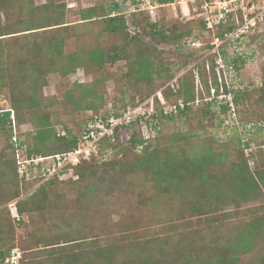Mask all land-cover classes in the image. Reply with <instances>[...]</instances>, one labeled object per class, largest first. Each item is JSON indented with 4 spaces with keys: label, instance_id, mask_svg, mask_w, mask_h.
I'll list each match as a JSON object with an SVG mask.
<instances>
[{
    "label": "trees",
    "instance_id": "16d2710c",
    "mask_svg": "<svg viewBox=\"0 0 264 264\" xmlns=\"http://www.w3.org/2000/svg\"><path fill=\"white\" fill-rule=\"evenodd\" d=\"M35 1L37 0H0V94L5 93L17 123H24L28 116L29 122L35 126L33 142L29 147L27 141L18 134L21 144H26L25 154L49 156L71 150L81 135L86 121L91 119L90 114H99L90 111L81 122L78 133L62 130L56 134L52 129L48 113L42 111L41 101L42 90L51 73L65 77L81 68L84 72L95 75L97 79L92 81L93 85L90 89H86L81 84L77 85L82 89V96L78 101H74V106L81 108V98L89 100L83 106L86 110H90L93 108L94 100H101V97L95 93V86L104 83L103 73L106 65L114 66L118 62L126 61L129 77L136 76L138 80L147 84H152L165 69L160 65H153L149 56L152 48L144 46L140 37L129 33L126 14L121 12L116 0H109L105 6L80 9L75 14L79 16L78 25L99 19L103 24L102 33L111 37L118 36L121 32L125 33L126 39L123 43L97 45L89 49L79 47L78 51L68 54H64L67 42L73 39L80 46L86 35L78 32L75 24L66 21L65 2L44 0L36 4ZM157 1L164 5L173 2V0ZM123 2L124 5L125 3L134 5L136 0H123ZM141 13L138 11L130 13L131 24L142 29L147 27L148 34L155 39L158 38L162 43L183 44L193 36L192 27L180 30L176 25L170 28L158 23L145 22L142 25V20L138 17ZM195 22L198 35L193 36L191 42L196 41L199 36H204V32L208 35L212 34L205 27L203 20L195 19ZM228 28L221 27L216 33L222 34ZM259 29L247 38L254 39L264 34V25ZM136 42L142 44L141 47L129 51ZM13 46L15 49L10 48ZM205 46L211 49L210 45ZM152 50L157 51L155 48ZM196 51L197 49L193 48L192 53L183 57L185 61L187 59L191 63L182 75L176 91L168 86L167 82L173 76L169 75V70H165L164 87L151 89L132 103L131 100L125 102V99H122V107L112 111L117 114L129 106L142 104L160 90L165 101L171 106L176 105L177 109L166 114L154 96L155 114L152 117L156 121L152 125L154 137L144 139L135 124L118 129L115 141L104 143L97 157L72 168L77 179L70 178L66 182L73 184L77 181H85L94 175L97 170L95 165L103 162L102 166L114 171L117 176L130 178L139 175L142 180H148L155 190L156 196L153 198L152 195L153 199L160 198L165 202L179 198L186 202L185 212L189 216H199L195 224L191 222L181 224L183 213L181 209H177V212L181 213L177 216L180 223L170 226L171 235L166 238L155 237L145 241V238L142 240L141 237H135L131 240V244L113 241L101 246L97 239H88L81 231L75 233L71 225L73 220L70 224L63 222L61 208L57 206V213H54L55 226L19 236L17 230L20 228L24 230V226L25 228L27 226L23 217L45 215L47 206L42 202L47 200L46 193L53 186H64L66 183L54 177L40 183L34 190H29L30 195L27 197L20 198L27 188L26 184L37 183L40 179L26 180L19 177L15 147L11 142L10 111H3L0 113V133L4 134L9 155L0 161V264H13L10 262V257L14 249L19 252L16 264H244L246 256L256 252L264 241V215H259L255 211L250 213V219L233 228L234 233L229 238L217 236L210 239L207 236L209 232L213 233L212 227L221 222L220 217L227 216V212L219 213L221 207L218 203H224L229 209L236 210L240 203L258 198L264 199V168L249 167L248 160L252 159L253 155L251 154L250 158L244 157L233 161L227 173L218 172L216 175L209 170L212 166H221L225 157L211 154L210 147L206 148L204 155L178 158L168 148L159 146L166 122L182 116L190 117L196 110L203 115L210 113L222 115L232 125L246 129L247 125L241 123L239 119V103L249 98L250 91L239 84L234 86L232 82L228 83L224 80L222 72L216 69V54L211 52L203 61L197 62L199 56ZM234 54L223 52L221 57L232 65V72H236L237 75L240 71L238 62L242 64L244 62L235 59ZM187 64L183 62L181 67H187ZM212 89L215 90V94L213 99L207 102L206 99L211 96ZM258 90L259 100L264 101V78ZM226 93L233 95V112L229 110L228 102L218 101L216 98ZM178 101L183 102V108L177 105ZM195 101H199L196 106ZM249 124H253L258 130H263L264 125L260 123ZM236 146L241 155L238 156L239 158L243 156L244 148L249 147L239 139ZM109 153H114L115 157L120 159L103 161V156ZM129 153L132 154V159L128 160ZM86 186L89 187L88 191L91 190V185ZM10 203H12L11 207H7ZM170 208L169 212L172 215L174 209ZM140 209L139 207L130 211L126 216L127 220L121 221L123 230L137 232V229L145 224L139 214ZM14 222L18 228L14 226ZM31 224L33 225V222ZM180 226L183 227L182 231H179ZM51 232L54 235L49 234ZM220 240L226 241L219 242ZM245 264H264V254L246 260Z\"/></svg>",
    "mask_w": 264,
    "mask_h": 264
},
{
    "label": "rangeland",
    "instance_id": "374dc122",
    "mask_svg": "<svg viewBox=\"0 0 264 264\" xmlns=\"http://www.w3.org/2000/svg\"><path fill=\"white\" fill-rule=\"evenodd\" d=\"M43 1L44 0H37L35 2L39 4ZM55 1L59 3L65 2L67 11L66 21L75 24V29L86 35L83 37L80 46L73 39H70L67 42L64 54L74 53L78 51L79 47L82 49H89L97 45H121L126 39V34L123 32L115 37L102 33L101 29L103 24L99 19L84 25H78L79 16L75 14L78 10L93 6H105L109 0ZM186 1L191 11L193 6L200 5V1ZM186 1L182 4H174V6H162L158 8L155 10L156 14L153 18L147 14V11L139 14L138 17L142 20V25L145 22L158 23L165 28L176 25L180 30H186L192 27L194 30L192 35H198L195 22V19L197 20L198 18L194 17L193 19L190 18L188 14H185V10L187 11L185 5ZM123 8V11L121 10L123 14L135 12L133 11V4L130 5V3H125ZM191 15L195 14L191 13ZM131 22L132 20L130 23ZM131 27L139 30L140 38L144 46H150L152 49L155 48L157 50L155 52L150 49L151 53L149 56L153 61V65H160V67L166 71L169 70L168 73L172 75L173 78L169 80L167 84L173 91L177 90L182 75L188 70V65L191 63V61L187 59L186 62L183 57L192 53L193 48H197L196 52L199 56L197 62L203 61L211 53L210 49L205 48V45H209L211 38H213V35H215L217 31L216 28H208L207 30L212 32V36L204 32V36H199L194 42H191L193 39L192 36L183 44L173 45L162 43L158 38L155 39L149 35L147 27L143 26L144 29H142L132 24ZM185 43L187 44L185 45ZM242 44L247 48L243 51L233 52L231 55L236 53L233 57L244 63L238 62V67H240L238 74L236 75V72H232L231 70L227 72V78H224V80H227L228 83L232 82L234 86L239 84L250 91L249 98L239 103V119L241 123L247 125L246 129L244 130L242 126L237 127L236 125H232V123L222 115H217L215 113L203 115L199 110H196L190 117L182 116L173 121L166 122L159 141V146L168 148L171 152L175 153L178 158H191L200 154L204 155L206 148L210 147L211 154H220L225 157L221 166H212L209 170L216 175L218 172L227 173L233 161L241 160L244 157L250 158L251 154L253 158L248 160L249 167L251 169L256 167L264 168V126L262 127L263 130H258V128L253 127V124H249L251 122H256L264 125V120H262L264 119V101L259 100L258 95V89L261 87L264 78V34L254 39H251V37L246 38L235 46L238 47ZM141 45L142 44L136 42L130 47L129 51H134L141 47ZM10 48L15 49L14 46ZM183 62L184 64L188 63L187 67H181ZM165 70L160 72V77L155 79L152 84H147L138 80L136 76H133V78L129 77V68L126 61L118 62L114 66L106 65L103 73L104 83L95 86V93L97 96L101 97V100H94V104L92 105L93 108L90 110H86L83 106L84 103L89 100L81 98V108H76L74 106V101H78L80 96H82V89L77 85L81 84L84 85L86 89H90L93 85L92 81L97 79L95 75L91 73L88 74L81 68H78L73 74L65 77L51 73L47 77L46 85L42 90V111L48 113L49 119L52 122V129L56 134L62 130L70 131L73 134L78 133L81 122L89 115L90 111L95 113H106L108 110L114 111L122 107V99H125V102L131 100L130 102L132 103L134 100H138L140 95H145L150 92L151 89L157 90L160 89L161 86H165ZM171 85H173V88H171ZM0 108L2 110H10V116L13 117L15 124L14 131L17 134V139L21 140L18 137L19 134L20 137L22 136L21 138L27 141L28 147L31 146L35 126L29 122L30 117L26 116L27 119L24 123H17L15 113L9 107L5 93L0 94ZM12 135L13 134H11V136ZM238 139L241 140L243 144H248L249 146L247 149L244 148L241 158L238 157L241 155L238 153L236 146ZM8 155L9 151L6 148L4 134L0 133V161L7 158ZM118 159L120 158H116L114 153L105 154L102 158L103 161ZM127 159H132V154L129 153ZM102 163L103 162L96 164L97 170H95L94 175L83 182L77 181L71 184L65 181L64 183L66 184H64V186H53V188L46 193L47 200L42 202L47 206L45 215L35 214L37 217L34 215L31 217L24 216L23 220L26 222L25 225L27 226L26 228L24 226V230L23 228L17 230L19 236L27 235L37 229H47L55 226L54 213L57 211V206L61 208V218L63 222L70 224L72 223L71 220H73V224L71 225L75 233L81 231L82 235L86 236V238L97 239L101 246L113 241L131 244V240L135 237H141L142 240L145 238V241L155 237L159 239L166 238L171 235L170 226L180 223V221L177 220V216L181 213H183L181 224L185 222L195 224L199 216H189L188 213L185 212L187 210V203L183 200L176 198L175 200L171 199L164 202V200L160 198L159 200L153 199L156 196L155 190L148 180H142L139 175L130 178L117 176L114 171L102 166L104 165ZM36 184L37 183L26 184L27 188L24 189L20 198L23 199L30 195L29 190H34ZM86 185H91V190L88 191L87 188L89 187ZM141 199L144 200L142 201ZM210 201L211 200H209V202ZM203 202L206 203L205 201ZM7 205V207H11L12 203ZM218 205L221 207L219 213L221 211L227 212V216L220 217L221 222L212 227L213 233L211 231L207 234L210 239H214L217 236L229 238L234 233L233 228L250 219V213L253 211L259 215H264V199L262 198L240 203L237 205L236 210L229 209L224 203H218ZM30 207H32V205ZM139 207L141 208L139 214L145 224L140 226L137 232H127L123 230L120 225L121 221L127 220V214ZM169 208L174 209L172 213L173 216L170 214ZM177 209H181L182 212L178 213ZM65 213H67V215ZM202 218L203 217H200V219ZM32 222L33 225L31 224ZM14 226L17 227L15 222ZM182 229L183 227L180 226L179 231H182ZM49 234L54 235L53 232ZM74 235L76 236V234ZM224 241L220 240L219 242ZM261 243L262 245L258 246L256 252L246 256V260L255 258L259 254H264V241Z\"/></svg>",
    "mask_w": 264,
    "mask_h": 264
},
{
    "label": "built area",
    "instance_id": "2783aa9c",
    "mask_svg": "<svg viewBox=\"0 0 264 264\" xmlns=\"http://www.w3.org/2000/svg\"><path fill=\"white\" fill-rule=\"evenodd\" d=\"M186 0H173L170 4H160L157 0H136L133 5V11L144 12L152 18L155 16V10L162 6H174V4H182ZM200 1V5L193 6L192 11L188 8L187 1L185 14L190 18H198L205 22V27L208 29L229 27L222 34H215L209 45L210 51L217 55L215 64L216 69L222 72L223 78H227L228 70H232V65L226 63L220 51L224 48H231L238 45L247 36L260 30V26L264 25V0H195ZM194 2V3H195ZM192 3V4H194ZM184 5V4H183ZM190 11V14H189ZM191 13L195 15H191ZM173 88V85H171ZM211 96L206 99L207 102L213 99L215 90L210 91ZM160 105L166 114L176 111V105L168 104L162 92L159 90L155 93ZM154 96L146 100L144 103L133 107L122 109L117 114L108 110L106 113L96 115L90 114L91 119L87 120L85 127L78 137L75 146L66 152L57 153L49 156L25 154V145H22L17 139L15 133V124L13 117H9L12 125L11 142L15 147V161L17 173L20 178L26 180L31 178H39L40 180L35 185L36 187L49 179L57 177L59 181H67L70 178L77 179L73 173L74 167L87 162L99 155L101 146L104 143L115 141L116 131L122 127H128L135 124L139 127L141 135L144 139L154 137L155 132L152 125L156 123L153 120L155 114V99ZM218 101L225 100L228 102L229 110L233 112V95L231 93L220 94L216 96ZM199 101H195L194 105H198ZM177 105L180 108L184 107L182 101H178ZM10 111L2 110L0 111ZM139 124V126L137 125ZM34 189V188H33ZM32 191V189L30 190ZM19 252L14 249L11 253L10 262L17 263Z\"/></svg>",
    "mask_w": 264,
    "mask_h": 264
},
{
    "label": "water",
    "instance_id": "95a60500",
    "mask_svg": "<svg viewBox=\"0 0 264 264\" xmlns=\"http://www.w3.org/2000/svg\"><path fill=\"white\" fill-rule=\"evenodd\" d=\"M118 3H119V6H120V9L123 11V7H124V2L123 0H116ZM126 19H127V26H129V32L132 34V35H136L138 37H140V32L137 28H134V27H131V23L130 21L132 20V17L130 14H126ZM187 43H185L186 45ZM247 47H245L244 44H242L241 46H234L232 47L231 49H227V50H224L222 52H228L229 54H232L233 52H239V51H243L245 50Z\"/></svg>",
    "mask_w": 264,
    "mask_h": 264
},
{
    "label": "clouds",
    "instance_id": "9594fccd",
    "mask_svg": "<svg viewBox=\"0 0 264 264\" xmlns=\"http://www.w3.org/2000/svg\"><path fill=\"white\" fill-rule=\"evenodd\" d=\"M231 48H232V47H231ZM231 48H224L223 50L220 51V53H223L222 51L227 50V49H231ZM195 49H197V48H195ZM230 55H231V54H230Z\"/></svg>",
    "mask_w": 264,
    "mask_h": 264
}]
</instances>
